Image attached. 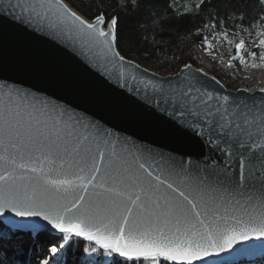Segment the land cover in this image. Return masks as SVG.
Returning a JSON list of instances; mask_svg holds the SVG:
<instances>
[{"label": "snow or ice", "instance_id": "snow-or-ice-1", "mask_svg": "<svg viewBox=\"0 0 264 264\" xmlns=\"http://www.w3.org/2000/svg\"><path fill=\"white\" fill-rule=\"evenodd\" d=\"M224 7L225 0H198L188 13L213 21L196 28L213 60L217 41L233 44L228 30L216 31ZM174 18L166 11L161 31ZM17 27L92 67L119 66L115 82L142 86L147 111L167 117L152 135L175 147L124 134L44 89L8 83L3 53ZM248 35L235 42L230 60L248 65L247 52L255 68L264 64V28L258 43ZM121 47L119 15L109 20L75 0H0V254L32 264L23 259L25 238L55 234L35 264H61L57 257L68 264L70 238L89 242L82 264H264V88L259 98L235 96L188 63L157 77L126 60ZM15 71L76 87L54 62L25 57Z\"/></svg>", "mask_w": 264, "mask_h": 264}, {"label": "trees", "instance_id": "trees-1", "mask_svg": "<svg viewBox=\"0 0 264 264\" xmlns=\"http://www.w3.org/2000/svg\"><path fill=\"white\" fill-rule=\"evenodd\" d=\"M195 2L198 0H139V8H136L134 0H75V3L83 5L84 11L95 14L103 11L107 13L108 19L119 15L121 53L163 73L175 71L187 62L196 66L201 65L197 54V48H201V45L196 28L202 23H213V21L207 17L202 20L201 16L188 14ZM166 11L175 13L178 18L168 22L161 31L159 23L164 19ZM260 16H264V7L259 4V0H225V7L221 10L220 17L214 21L217 24L216 31L230 32L229 39L233 40L231 45L233 53L235 42L241 39L248 41L249 32L253 42L258 38V33L264 28V22L259 20ZM241 28L244 32L231 35V33L239 32ZM189 30L191 35H188ZM249 44V50H255L251 46L252 43ZM220 45L221 43L217 41V49ZM251 63L252 60L248 57V65H242L244 70L264 66L259 64L253 68L250 66ZM53 236L54 234H49L36 242L25 238L26 256L23 259L31 260L32 264H35L36 260L47 256V252L42 253L41 249L46 241L53 239ZM54 242L61 241L57 239ZM88 245L89 242L85 240L70 238L66 257L68 264H82L85 255H82L81 250ZM94 258L101 262L104 259L102 256ZM56 259H60L63 264L64 257ZM14 260L16 264H20V258L13 256L11 252L0 254V264H13Z\"/></svg>", "mask_w": 264, "mask_h": 264}, {"label": "water", "instance_id": "water-1", "mask_svg": "<svg viewBox=\"0 0 264 264\" xmlns=\"http://www.w3.org/2000/svg\"><path fill=\"white\" fill-rule=\"evenodd\" d=\"M74 10L77 9L74 8ZM3 56L8 66V71L2 78L12 77V79H8V83L19 87L32 88L33 91L44 89V94H55L56 97H63L61 102L79 105L78 110H87L90 114H94L95 118L107 121L110 126H115L117 130L123 131L124 134L143 137L149 142L155 140L161 145L167 144L169 149L175 147V145L152 135L150 129L162 123L167 117L162 116L159 112L149 113L147 111L143 99L145 93L142 86L129 81L125 87L121 88L115 82L120 71L119 66L114 68L109 64L107 68L101 66L92 67L82 56L74 54L70 48H66L39 34L29 35L22 32L18 27L9 29ZM25 57L54 62L64 70L67 81L76 87L66 88L48 85L29 75L15 71L16 66ZM125 58L157 77L171 76L173 74H162L134 59L126 56ZM187 63L192 68H202L209 76H215L201 66H196L191 62ZM109 74L112 76L111 80L108 79ZM216 78L224 86V90L227 93H232L239 97L255 95L259 98L260 96L258 90L261 88L257 90H251L247 87L231 88L218 77ZM34 84L36 87H33ZM138 88L140 89L139 95H137ZM238 89L246 91L237 92ZM127 114H135L138 119H126Z\"/></svg>", "mask_w": 264, "mask_h": 264}, {"label": "rangeland", "instance_id": "rangeland-1", "mask_svg": "<svg viewBox=\"0 0 264 264\" xmlns=\"http://www.w3.org/2000/svg\"><path fill=\"white\" fill-rule=\"evenodd\" d=\"M261 37L256 38L254 43H258V40ZM248 46V45H247ZM253 47V44H252ZM250 48V46L248 47ZM232 46L225 43H222L220 47L217 49L216 59L213 60L212 57L206 56L204 51L198 47L197 48V54L198 58L201 61V67H204V61L206 60V70L218 77L221 81H223L227 86L231 88H237V87H249L254 82V77L257 76V74L263 72L264 73V66L262 68H255L253 70H244L242 65L238 61H231L230 57L234 55V52L231 51ZM245 59L248 61V55L247 52L241 53ZM223 58V62H221L220 58ZM234 63V68H229L227 65L229 63ZM149 67V66H148ZM160 72V71H159ZM174 71H170L167 73H173ZM162 74H166L163 72H160ZM264 86V84H262Z\"/></svg>", "mask_w": 264, "mask_h": 264}, {"label": "bare ground", "instance_id": "bare-ground-1", "mask_svg": "<svg viewBox=\"0 0 264 264\" xmlns=\"http://www.w3.org/2000/svg\"><path fill=\"white\" fill-rule=\"evenodd\" d=\"M203 61L206 63V60L203 59ZM204 63V69L206 70V64ZM264 84V73L261 72L259 74H257V76L254 77V82L251 86L247 87L251 90H257L258 88H264V86L262 85Z\"/></svg>", "mask_w": 264, "mask_h": 264}, {"label": "clouds", "instance_id": "clouds-1", "mask_svg": "<svg viewBox=\"0 0 264 264\" xmlns=\"http://www.w3.org/2000/svg\"><path fill=\"white\" fill-rule=\"evenodd\" d=\"M258 37H260V36H258ZM250 46V44H248V47ZM251 46H252V44H251ZM249 49V48H248Z\"/></svg>", "mask_w": 264, "mask_h": 264}]
</instances>
